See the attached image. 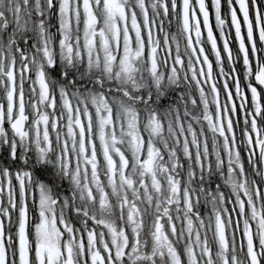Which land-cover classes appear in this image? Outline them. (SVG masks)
Wrapping results in <instances>:
<instances>
[{
  "label": "snow or ice",
  "instance_id": "snow-or-ice-1",
  "mask_svg": "<svg viewBox=\"0 0 264 264\" xmlns=\"http://www.w3.org/2000/svg\"><path fill=\"white\" fill-rule=\"evenodd\" d=\"M0 264H264V0H0Z\"/></svg>",
  "mask_w": 264,
  "mask_h": 264
}]
</instances>
